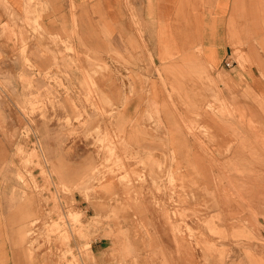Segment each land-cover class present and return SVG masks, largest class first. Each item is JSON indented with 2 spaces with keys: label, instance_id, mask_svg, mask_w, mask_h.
I'll use <instances>...</instances> for the list:
<instances>
[{
  "label": "rangeland",
  "instance_id": "374dc122",
  "mask_svg": "<svg viewBox=\"0 0 264 264\" xmlns=\"http://www.w3.org/2000/svg\"><path fill=\"white\" fill-rule=\"evenodd\" d=\"M44 9L1 25L0 264H264V100Z\"/></svg>",
  "mask_w": 264,
  "mask_h": 264
},
{
  "label": "crops",
  "instance_id": "0c3cea01",
  "mask_svg": "<svg viewBox=\"0 0 264 264\" xmlns=\"http://www.w3.org/2000/svg\"><path fill=\"white\" fill-rule=\"evenodd\" d=\"M28 1L0 0V31L4 30L1 25L8 22L6 11L21 14ZM34 1L45 7L41 23L47 31L71 30L73 7L79 24L77 31L85 37V45L92 46L96 13L114 37H123L125 44L126 37H134L142 44L153 65H169L196 51L199 60H188L189 64L198 65L190 66L203 69L205 78L222 77L230 87L229 91L219 87L223 98L233 99L239 94L247 101L264 100V0ZM6 47L0 38V61L6 62L10 57L11 51ZM36 50L31 47L30 51ZM40 51L38 48V55ZM38 59L43 66L47 64L42 54ZM224 149L221 153L226 152ZM31 214V210L24 211L19 229Z\"/></svg>",
  "mask_w": 264,
  "mask_h": 264
}]
</instances>
